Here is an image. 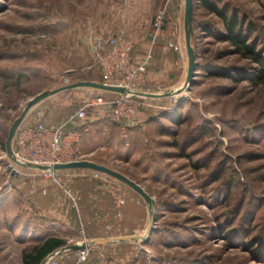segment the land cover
<instances>
[{
    "label": "rangeland",
    "instance_id": "obj_1",
    "mask_svg": "<svg viewBox=\"0 0 264 264\" xmlns=\"http://www.w3.org/2000/svg\"><path fill=\"white\" fill-rule=\"evenodd\" d=\"M213 1L228 16L234 12L244 19L245 27L252 24L248 43L264 61V0ZM126 7V0H0V264H22V251L48 236L62 234L66 246L82 236L92 239L95 230L77 221L70 229L59 219L68 210L58 187L25 168L24 175L11 173L18 166L6 155L5 142L37 94L78 82L102 83L91 53L96 38L123 33L140 43L151 31L150 22L125 29ZM190 45L195 74L189 86L184 46L160 50L156 62L163 57L177 70L164 79L146 72L144 85L129 93L137 102L131 120L98 108L83 122L88 132L81 142L98 150L84 158L81 149V160L121 173L154 200L150 209L127 185L100 175L109 195L131 194L142 216L100 235L140 240L96 249L87 264H264V73L256 78L263 67L235 54L222 21L197 1ZM146 55L133 53L132 60ZM218 66L247 69L252 79L236 71L230 74L237 80L213 73ZM166 92L171 95L161 99L141 95ZM90 94L117 98L90 88L60 93L71 110ZM28 114L27 119L33 110ZM36 196L52 202L40 205Z\"/></svg>",
    "mask_w": 264,
    "mask_h": 264
},
{
    "label": "built area",
    "instance_id": "obj_2",
    "mask_svg": "<svg viewBox=\"0 0 264 264\" xmlns=\"http://www.w3.org/2000/svg\"><path fill=\"white\" fill-rule=\"evenodd\" d=\"M164 16V10L156 14L154 20L156 30L160 28ZM132 47L131 40L123 33L98 37L91 46L93 65L101 75L102 84L123 88L128 94H117V98L113 100L90 94L82 100L76 110L53 127L44 124L41 109H34L29 119H27L29 114L24 117L13 137L10 160L19 168L11 166V173L24 175L21 168L31 170L32 176L38 175L51 186L58 187L75 213L80 212L79 194L71 189L66 178H62L64 171H54L51 168L57 164L82 159L81 141L85 131L83 122L88 119L90 111L103 108L114 113L117 119H132L137 102L132 100L134 95L129 93L139 90L144 85L147 65L151 58L147 55L142 62L134 63L131 58ZM168 47L180 51L178 44L170 43ZM41 193L45 195L47 190L43 189ZM123 204V198L116 196V208L119 209ZM91 242L82 236L74 243V246L78 247L76 251L56 250L46 257L45 264H86L92 248Z\"/></svg>",
    "mask_w": 264,
    "mask_h": 264
},
{
    "label": "crops",
    "instance_id": "obj_3",
    "mask_svg": "<svg viewBox=\"0 0 264 264\" xmlns=\"http://www.w3.org/2000/svg\"><path fill=\"white\" fill-rule=\"evenodd\" d=\"M126 6V12L129 16L128 18L130 19L125 23V29H133L132 24L134 26L135 23H151V31L146 35L144 34L145 36L142 35L140 43L138 41V37L133 35H130L131 37L128 36V38L130 37L133 39L131 58L133 53L137 56L144 52L151 56L147 65V71H149V74L153 79H164L165 77L170 76V72L177 70L176 66L178 65L171 64V61H168L163 57L158 59L157 62L156 59L159 52H161L160 50H162V52L174 51L172 48L168 47V44L170 43L180 45L181 49L184 46L186 49L184 30L185 0H126ZM160 10L165 11V16L162 20L160 28L156 30L154 27V20L156 14ZM181 34H183V36ZM182 37L184 40L183 44ZM144 38L147 39L146 42L142 41ZM135 62L140 63L138 61ZM153 70H155L156 73H153ZM61 97L60 93L50 96L31 109H41L44 115V124L47 127L56 126L63 121L67 115L78 108L77 106L75 109L71 110L68 106H66V103L61 100ZM84 132H88V127L85 126ZM81 149L83 150L84 158L92 157L95 151L98 150L96 147L92 149L86 148L84 142H81ZM86 161L95 162L90 159H87ZM100 175L102 174L90 170H66L62 173V178H66L71 189L77 192L80 196V212L75 213L66 203L68 213L62 212L58 214V217L61 222L64 223L65 227L70 229H75L74 227L77 221L80 227H86L87 230L90 228L93 229V231L95 230L96 233L94 232L92 235L91 241L97 239L107 240L100 235L99 232L104 231L108 227L117 231L120 229L119 227L122 224L126 225L127 223L130 224L134 220H136V222L142 220L141 213L139 214L138 212L140 210V208L137 207V204H139L138 201H135L131 194L125 191L116 195L112 194V198V196L108 194L111 192L106 186L108 181ZM116 196H120L124 200V204L119 209H117L115 205ZM36 202L40 205L44 204L47 207L52 200L49 197L41 198L40 196H36ZM133 206H135V210L138 214L133 212ZM70 211H72V213ZM74 216L76 217V220L74 219ZM48 237H57L63 240L65 239L62 234ZM48 237H45L40 243ZM68 241L72 242V240ZM75 242L77 241H74L73 243ZM112 243L117 244L116 242H111L106 245H113ZM106 245L92 247L90 255L92 254V251L105 247Z\"/></svg>",
    "mask_w": 264,
    "mask_h": 264
},
{
    "label": "water",
    "instance_id": "obj_4",
    "mask_svg": "<svg viewBox=\"0 0 264 264\" xmlns=\"http://www.w3.org/2000/svg\"><path fill=\"white\" fill-rule=\"evenodd\" d=\"M193 10V0H185V8H184V30H185V44H186V53L188 58V72H187V79H186V85H190L194 78V55L193 51L190 45V35H189V24L191 20V14ZM77 88H90L98 91L108 92V93H114L119 95H126L128 94L127 91L120 87H113V86H107L102 83H95L91 81H84V82H78L73 84H67L60 88H57L52 91H45L42 93L37 94L35 97L29 100L27 106L23 110L21 116L17 118L11 125L6 142H5V152L6 155L9 158H12V140L15 135V132L21 123V121L24 119V117L28 114V112L37 104H39L44 99L56 95L61 92H66L69 90L77 89ZM144 98L149 99H161L169 97L171 94L170 92H166L164 94H141ZM31 167V166H26ZM38 169H45L42 167H37ZM54 171H66V170H90L93 172H97L103 175H107L109 177H112L113 179L127 185L129 188H131L134 192H136L143 200L147 203L150 209H152L154 205V200L144 191L143 188H141L138 184L127 178L126 176L122 175L121 173H118L112 169H109L108 167H105L103 165L96 164L94 162L86 161V160H80L75 161L67 164H57L54 165L52 168ZM152 223V219L150 220ZM140 240V237L138 236H126V237H117L112 240H102L97 239L93 240L90 244L91 247L95 246H103L106 244H109L111 242H118V243H124L127 241H134L138 242ZM78 247L71 245L61 248V251L64 250H70V251H76ZM46 263V259L42 262V264Z\"/></svg>",
    "mask_w": 264,
    "mask_h": 264
},
{
    "label": "trees",
    "instance_id": "obj_5",
    "mask_svg": "<svg viewBox=\"0 0 264 264\" xmlns=\"http://www.w3.org/2000/svg\"><path fill=\"white\" fill-rule=\"evenodd\" d=\"M196 1L199 2L206 11L214 14L222 21L226 32V39L233 46V52L235 54H239L244 59H247L250 64L263 67L259 70L260 75L256 76L257 79H260L264 73V61L255 51V45L253 43H248V35L251 31H254L252 24L248 23L245 27L244 19H239L237 14L234 12L228 16L226 8L224 6L222 8H218L213 0H193V3ZM204 31L206 32L207 30L205 29ZM232 71H236V75H238V77L241 76L239 78L252 79L250 72L243 68H223L222 66H218L215 67V72L213 73L233 77L237 80L238 78H236V75L232 76V74H230ZM213 73L211 75H215ZM105 99H109V97L105 96ZM65 246V240L57 237H48L42 243L24 249L21 253V262L22 264H42L48 255Z\"/></svg>",
    "mask_w": 264,
    "mask_h": 264
}]
</instances>
